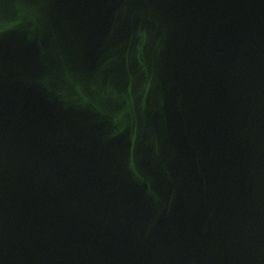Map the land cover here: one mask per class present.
I'll list each match as a JSON object with an SVG mask.
<instances>
[{"label":"water","instance_id":"1","mask_svg":"<svg viewBox=\"0 0 264 264\" xmlns=\"http://www.w3.org/2000/svg\"><path fill=\"white\" fill-rule=\"evenodd\" d=\"M0 264H264V0H0Z\"/></svg>","mask_w":264,"mask_h":264}]
</instances>
